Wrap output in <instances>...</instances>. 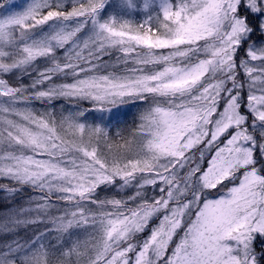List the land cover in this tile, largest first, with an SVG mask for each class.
Instances as JSON below:
<instances>
[{"label": "snow or ice", "instance_id": "1", "mask_svg": "<svg viewBox=\"0 0 264 264\" xmlns=\"http://www.w3.org/2000/svg\"><path fill=\"white\" fill-rule=\"evenodd\" d=\"M0 264H264V0H0Z\"/></svg>", "mask_w": 264, "mask_h": 264}]
</instances>
